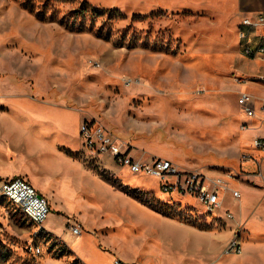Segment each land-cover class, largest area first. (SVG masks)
<instances>
[{
	"label": "rangeland",
	"instance_id": "374dc122",
	"mask_svg": "<svg viewBox=\"0 0 264 264\" xmlns=\"http://www.w3.org/2000/svg\"><path fill=\"white\" fill-rule=\"evenodd\" d=\"M83 2L106 13L82 17ZM249 15L231 17L216 0H0V180L23 177L33 186L36 180L43 192L59 195L50 184L45 131L62 128L64 154L113 185L120 183L106 174L124 176L130 181L124 190L139 204L195 224L179 226L223 246L238 229L242 252L219 258L221 248L215 264H264V151L254 145L264 139V57L244 56L237 35ZM242 92L255 101L253 119L238 106ZM86 121L132 146L134 160L162 158L223 177L241 199L228 191L216 215L195 198L162 192L157 179L93 157L80 134ZM34 128L41 132L32 140ZM49 202L40 231L0 197V264L129 263L101 240L98 252L90 239L72 236L71 221H59L68 215ZM164 240L170 237L161 225L130 228V259L152 260ZM168 258L164 264L175 262Z\"/></svg>",
	"mask_w": 264,
	"mask_h": 264
},
{
	"label": "crops",
	"instance_id": "0c3cea01",
	"mask_svg": "<svg viewBox=\"0 0 264 264\" xmlns=\"http://www.w3.org/2000/svg\"><path fill=\"white\" fill-rule=\"evenodd\" d=\"M216 1L230 8L231 17L264 11V0ZM40 132V128H34L29 132V139L33 140L34 134H40ZM63 132L64 129L58 127L45 131L51 135L47 140L50 142L48 149L52 158L50 166L54 168L50 184H54L62 193L59 192V195L52 191L51 194L49 191L45 193L38 181L32 180V182L38 190L45 194L48 201L52 199L55 204L54 208L60 211V215H68V218L60 216L59 221L66 224L69 219L71 222L81 224L83 229L87 228L88 235L82 233L77 237L78 240L83 242L85 239H90L96 250L102 252L98 247V241L101 240L106 247L112 250L115 257L129 263H136L135 258L130 259V228L134 229L142 225H161L165 237L168 234L170 240L163 241L164 250H160L157 256H150L152 260H143L141 264H164L169 259V255L175 261L170 264H215L216 253L221 248L219 258L225 257L224 249L227 244L220 245L209 234H204L205 239H200L197 231L179 226L195 224L165 216L131 198L130 194L124 190L125 188L130 189V185H127L130 181L124 176L106 174L119 178H115L120 183L119 186L113 185L99 175L90 173L69 155L64 154L61 150L65 148L62 146L60 137ZM24 142L27 141L24 140ZM65 167H69L72 173L69 174ZM46 194L50 195V199ZM175 229H185L189 235ZM92 231L104 234L100 236L89 234ZM179 235L181 238H178Z\"/></svg>",
	"mask_w": 264,
	"mask_h": 264
},
{
	"label": "built area",
	"instance_id": "2783aa9c",
	"mask_svg": "<svg viewBox=\"0 0 264 264\" xmlns=\"http://www.w3.org/2000/svg\"><path fill=\"white\" fill-rule=\"evenodd\" d=\"M237 35L239 47L244 56L255 60L262 59L264 57V11L252 13L240 20ZM238 106L247 118L256 117V105L251 95L246 92L240 93ZM80 132L84 147L93 157L106 156L115 159L120 166L129 168L133 174L155 178L159 181L162 192L184 198H195L210 213L216 215L220 213L223 197L228 191L232 193L235 200L241 199V193L230 190L228 182L223 177H209L200 171L186 170L162 158H153L149 163L134 160L130 155L133 147L122 142L96 121L84 122ZM254 145L256 149L264 151V139H256ZM0 197L11 203L40 231H46L42 225L48 219L51 206L48 199L40 194L29 180L23 177L0 180ZM226 219L233 220L234 216L226 213ZM68 229L75 237L83 233V227L78 222L68 224ZM36 252L40 254V248H37ZM241 252L242 240L237 229L234 237L226 245L224 254H240ZM114 264L130 263L116 260Z\"/></svg>",
	"mask_w": 264,
	"mask_h": 264
},
{
	"label": "trees",
	"instance_id": "16d2710c",
	"mask_svg": "<svg viewBox=\"0 0 264 264\" xmlns=\"http://www.w3.org/2000/svg\"><path fill=\"white\" fill-rule=\"evenodd\" d=\"M82 17H86V15L90 14L93 18H98L103 16L106 11L96 9L94 7L89 6L87 3L83 2L81 5V9L77 11ZM112 15V12H110Z\"/></svg>",
	"mask_w": 264,
	"mask_h": 264
},
{
	"label": "bare ground",
	"instance_id": "6f19581e",
	"mask_svg": "<svg viewBox=\"0 0 264 264\" xmlns=\"http://www.w3.org/2000/svg\"><path fill=\"white\" fill-rule=\"evenodd\" d=\"M255 63H256V62H255ZM134 143H135V142H134ZM136 143H137V142H136ZM245 145H246V144H245ZM153 146H155V145H153ZM156 146H157V145H156ZM156 146H155V147H156ZM158 147H159V146H158Z\"/></svg>",
	"mask_w": 264,
	"mask_h": 264
}]
</instances>
